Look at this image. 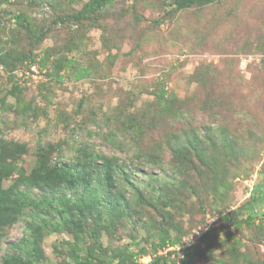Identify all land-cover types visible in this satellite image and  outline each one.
<instances>
[{"label": "rangeland", "instance_id": "rangeland-1", "mask_svg": "<svg viewBox=\"0 0 264 264\" xmlns=\"http://www.w3.org/2000/svg\"><path fill=\"white\" fill-rule=\"evenodd\" d=\"M89 1L0 0V49L34 55L10 69L0 63V190L33 171L40 148L55 147L57 162L71 161L82 146L118 161L113 188L98 187L92 196L102 219L85 218L76 237L57 227L61 210L25 209L0 228V264L11 255L28 259L24 248L32 245L21 240L33 237L32 228L35 264H114L126 251L145 252L136 256L145 264L177 250L162 251L163 239L180 235L185 247L197 243L195 232L236 211L253 192L254 225L224 230L207 249L201 245L192 264H264V201L257 193L264 184V0L181 10H173L172 0H112L75 20ZM19 12L33 33L16 24ZM35 33L44 35L37 48ZM87 67L89 76L76 80ZM14 85L23 90L20 99ZM128 119L136 131L124 129ZM193 137L211 165L184 151L197 164L184 171L168 147ZM134 153L158 158L148 164ZM192 171L204 173L193 183ZM80 191L55 190L53 206L77 200ZM166 196L173 203L164 204Z\"/></svg>", "mask_w": 264, "mask_h": 264}, {"label": "trees", "instance_id": "trees-1", "mask_svg": "<svg viewBox=\"0 0 264 264\" xmlns=\"http://www.w3.org/2000/svg\"><path fill=\"white\" fill-rule=\"evenodd\" d=\"M111 1L112 0H90L89 2L85 3L80 11L73 15V17L75 20L88 19L92 14L98 12L101 8L109 5ZM217 1L218 0H172L170 5L174 6L173 10H181L191 8L193 6L203 7L216 3ZM14 19L19 27H22L25 30L28 28L30 31H32V26H30V24L27 22L26 15L19 12L17 15H14ZM29 30H27V32H29ZM3 33L4 32H1V34ZM11 33L8 34L10 35V39L12 41L16 40V38H14ZM43 37V34L37 33L30 35V38L34 39L33 48L38 47ZM33 57L34 55L32 51H27L25 53L21 52L18 55H14L13 51L7 52L6 50L0 49V63L4 64L5 68L7 69L19 65L21 62L23 63V60H31ZM62 62L63 60L60 63ZM40 64H45L44 59L40 61ZM69 64V60L65 61L64 67H68ZM90 73L91 69L87 67L76 74L75 79L79 80L86 78ZM54 74L57 75L55 72ZM22 91V88L16 85H14L11 89L12 95L17 94L16 98L19 99L21 97ZM160 98H163V94H161ZM124 129H128L133 132L136 131V126L131 120L128 119L127 125H124ZM195 141L196 139L193 137L188 141L189 143L187 145H170L168 147L171 154L175 153L176 151L177 154L173 159L178 163L180 169L184 171L191 168L196 170L197 166V164L194 165L190 162L192 159L190 154H184V151H192L193 157L204 167L211 165L207 163V157L209 156L205 155L204 152L200 150V146L195 147L196 144L200 143L199 140L198 142ZM111 143L114 144L115 141L112 140ZM210 143L211 142H209V144ZM54 151L55 147L53 146L49 149V151L40 148L39 153L41 154V157L38 158L33 171L29 174L20 173L13 186L0 190V228L19 219V214L22 213L23 210L35 208L39 205L42 208L49 207V209L61 210L62 219L57 223V227L61 230H72L76 237H79L78 233L82 231V224L85 218L89 217L92 221H98L100 218L102 219L101 214L98 213L101 210H99L96 206V203L98 202L95 203V200L92 199V196L98 187L101 188L105 186L108 189L113 188V173L117 168L116 165H118V161L115 160L116 158L103 153H96L93 148L82 146L79 149L73 150L75 154L71 161L57 162L54 160L52 161L51 159V154H53ZM16 152L19 153L21 151L16 150ZM2 155H0V158H2ZM133 155L137 159L143 158V156H145V160L148 164H155V161L158 158L156 153H134ZM212 167H214V164L211 166V168ZM204 172L192 171V173H194L195 179L193 183L197 180L196 178L199 176L198 174H202ZM193 183L191 182V184ZM21 186H25L26 190H23ZM183 186L185 187V185ZM187 187L189 186H186V188ZM259 187H257V193H259V190L260 192L262 191L260 197L263 199L262 201H264V184H261ZM32 189H36L41 192L42 195L38 200L29 195V191ZM58 189L71 192H73L75 189H80L81 191L78 193L79 196L77 200H72L71 197L61 198V200L58 202V206H53V196L55 195V190ZM50 194L52 197L51 200H49ZM255 194L256 192H253L250 195L249 200L245 204L238 207L236 211L223 213L216 222H213L202 233L201 237L197 240L198 242L195 244H189L186 247L183 246L182 242L179 241L180 235L175 239H163L159 244V248L162 251H165L168 246H176L178 249L168 251L166 256H154V258H151L147 264H178L176 263V260L180 258L179 255L182 256L181 259H179V264H192L194 256L201 253V245L204 244L207 249L210 245L209 243L213 240V237L219 238V235H221L224 230L230 229L231 227L238 230L239 227L242 226L250 227L251 225H254L256 218V216H254L255 212L253 211V204L256 202V197L254 196ZM90 195L91 197H88ZM173 196L174 192L172 193V197ZM172 197L167 198L166 196L162 202L169 205L173 203ZM136 199L139 203L145 204V200L144 198L142 199L141 196H137ZM175 204L180 206L179 203ZM181 207L184 208V204H182ZM245 211H248V213ZM34 215H36V212H34ZM262 216H264V211H262ZM104 221L105 224L109 223L107 220ZM89 231L91 232L90 236L92 238H97V233L95 230L89 229ZM31 233L35 235L37 233V229L32 228ZM34 235L32 238H34ZM32 238L30 239L29 237H24L21 240L23 244L26 243L32 245H26V248H24L26 250L27 256H29L28 259L23 260L21 256L17 257L11 255L5 257L1 264H35L33 257L37 256V254L35 255V242L32 240ZM230 238L233 239L232 237ZM20 246L21 244L16 245L17 248H21ZM203 250L205 251V249ZM144 253L145 252L143 251L137 254L126 251L124 254L121 253L119 255L114 264H140L139 260L136 261V256L141 259L142 257H146V254ZM110 262L112 263V261ZM61 264L67 263L63 261ZM84 264L97 263L89 260ZM218 264H221V262H218Z\"/></svg>", "mask_w": 264, "mask_h": 264}, {"label": "built area", "instance_id": "built-area-1", "mask_svg": "<svg viewBox=\"0 0 264 264\" xmlns=\"http://www.w3.org/2000/svg\"><path fill=\"white\" fill-rule=\"evenodd\" d=\"M202 233L200 234L199 232H195V237L194 240H198L201 237ZM178 249V248H177ZM170 251V250H169ZM151 260V257L149 258V261ZM148 262H146L145 264H147Z\"/></svg>", "mask_w": 264, "mask_h": 264}, {"label": "clouds", "instance_id": "clouds-1", "mask_svg": "<svg viewBox=\"0 0 264 264\" xmlns=\"http://www.w3.org/2000/svg\"><path fill=\"white\" fill-rule=\"evenodd\" d=\"M148 257H150V256H148Z\"/></svg>", "mask_w": 264, "mask_h": 264}]
</instances>
